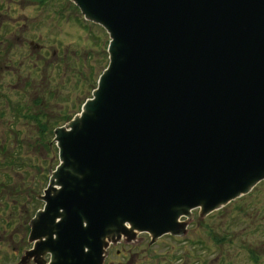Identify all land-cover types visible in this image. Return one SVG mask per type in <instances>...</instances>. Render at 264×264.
I'll return each mask as SVG.
<instances>
[{
    "label": "water",
    "instance_id": "obj_1",
    "mask_svg": "<svg viewBox=\"0 0 264 264\" xmlns=\"http://www.w3.org/2000/svg\"><path fill=\"white\" fill-rule=\"evenodd\" d=\"M72 1L109 64L54 132L30 236L52 264H102L121 233L182 235L264 180V0Z\"/></svg>",
    "mask_w": 264,
    "mask_h": 264
},
{
    "label": "rangeland",
    "instance_id": "obj_2",
    "mask_svg": "<svg viewBox=\"0 0 264 264\" xmlns=\"http://www.w3.org/2000/svg\"><path fill=\"white\" fill-rule=\"evenodd\" d=\"M0 1L1 26L3 24L11 29L26 28L35 35L40 33L43 42L48 45V52L52 51L50 46L56 47L59 52L51 61L36 62L34 68L30 67L19 75L15 74L10 80L14 87L8 86L5 95L10 98L13 108L17 105L22 108L7 112L5 120L0 121V139L8 140L17 153L21 200H26L29 210H34L41 208L42 202L29 201L28 186L35 182L36 191L33 190L42 193L50 172L58 162L55 146L51 143V150L45 152L39 139L45 136L50 140L53 129L45 132L41 130L48 129L52 121H57L53 126L66 123L71 115L77 113L80 103L91 96L90 91L95 87L97 77L108 64L106 46L109 39L103 28L82 19L80 11L78 12L69 0H54L56 7L45 17L41 15L46 14V10L36 8L32 0H16L18 3L14 11L13 6L6 9V0ZM34 1L42 3L41 6L50 3V0ZM36 16L40 17L35 18ZM31 83L36 86L31 87ZM36 96L44 98L41 109L32 105L31 101ZM36 115L42 116L40 122L35 120L38 117ZM42 164L45 167L43 169ZM38 181L41 183L38 184ZM242 199L244 201H240ZM196 212L192 213L193 224L188 230L189 234L184 236V241L176 242L165 236L161 243L156 245V250L161 251L165 242L172 243L176 245V250L187 251L189 263L194 264L196 255L208 260L214 257L215 253H220L223 245V248L229 249L228 254L240 250L236 257L231 259V264H254L247 258L246 249H241L239 245L263 247L261 262L258 264H264V226L256 230L251 228L252 221L256 219H262L264 223V181L255 186L248 195L222 210L202 218ZM209 221L213 227L214 237L211 238L202 233L201 227L203 222ZM218 238H223V241L219 243ZM228 239L232 241L228 243Z\"/></svg>",
    "mask_w": 264,
    "mask_h": 264
},
{
    "label": "flooded vegetation",
    "instance_id": "obj_3",
    "mask_svg": "<svg viewBox=\"0 0 264 264\" xmlns=\"http://www.w3.org/2000/svg\"><path fill=\"white\" fill-rule=\"evenodd\" d=\"M15 30H18V27L11 29L10 33ZM47 47L46 43H36L35 39H18L15 33L8 36V39L0 40V115L21 107L17 105L12 108L10 98L5 95L8 86L14 87L10 80L15 74L19 75L25 69L34 68L33 65L36 62L45 63L59 55L56 48L50 46L52 51L49 53ZM24 84L27 88L26 83ZM35 86L31 83V87ZM31 102L34 107H40L44 104V98L36 96ZM16 160L17 153L10 146L9 141L0 139V264H51V252L44 248L38 249L35 246L36 240H32L30 236L32 229L30 222L37 208L29 210L27 201L21 200ZM28 188L29 201L34 202L36 192L31 183ZM193 219L194 217L187 224L188 230L193 224ZM165 236L176 242H182L186 235L164 234L154 241L150 232L130 231L121 236L117 243L109 244L104 252L105 258L102 264H156V262L157 264H189L187 251L176 250V245L172 243L165 242L161 251L156 250V245L160 244ZM261 252L262 250L257 247L253 251V256L258 258L263 255ZM114 254L115 258H113ZM237 254L238 251H233L223 258L232 259ZM222 256L215 255L208 259V263L219 264ZM195 258L194 264H204L206 260L199 255ZM161 259H163L162 262ZM250 260L252 261L251 258Z\"/></svg>",
    "mask_w": 264,
    "mask_h": 264
}]
</instances>
